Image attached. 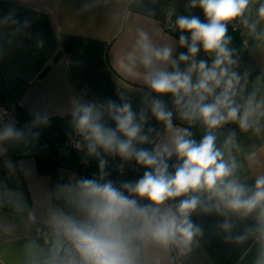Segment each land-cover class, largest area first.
Returning a JSON list of instances; mask_svg holds the SVG:
<instances>
[{"label": "clouds", "instance_id": "9594fccd", "mask_svg": "<svg viewBox=\"0 0 264 264\" xmlns=\"http://www.w3.org/2000/svg\"><path fill=\"white\" fill-rule=\"evenodd\" d=\"M252 2L189 0L188 7L199 8L206 19L177 16L179 46L187 49L178 57L173 46L157 45L147 31H136L134 43L116 64L124 76L141 80L149 90L143 107L137 114L127 101L75 105L76 148L98 160L99 175L58 186L64 207L48 210L44 242H29L26 264H165L173 254L186 257L203 235L192 220L197 213L250 220L241 234L226 239L238 245L252 240L259 245L254 264H264V175L252 184L239 178L234 132L222 147L217 144L218 131L230 123L243 132L262 130L264 95L258 87L244 95L248 73L236 70L228 35L229 24L239 20L249 34L264 39V31L257 32L264 22V2L257 20L250 22L245 14ZM201 51L211 63L197 58ZM165 96L171 98V109ZM149 111L163 125V133L153 127L145 131ZM174 115L188 127L174 125ZM35 119L38 124L48 120L39 114ZM197 125L204 130L199 141L191 131ZM23 136L12 124L0 129V142ZM106 156L134 161L145 169L142 178L117 187L107 178ZM255 158V152L247 157ZM221 227L228 233L234 225L225 219Z\"/></svg>", "mask_w": 264, "mask_h": 264}, {"label": "crops", "instance_id": "0c3cea01", "mask_svg": "<svg viewBox=\"0 0 264 264\" xmlns=\"http://www.w3.org/2000/svg\"><path fill=\"white\" fill-rule=\"evenodd\" d=\"M262 2L253 0L245 14L250 22L257 20ZM188 4L189 0H0V105L16 109L13 119L0 122V129L12 124L24 133L20 140L0 142V264H26L29 242L43 244L48 210L64 207L59 185L99 175L98 160L71 146L78 137L72 126L75 105L127 101L138 114L149 90L141 80L119 72L116 60L134 43L138 29L147 31L157 45L173 46L176 57L186 52L179 38L161 31V19L167 14L197 15L205 21L202 10ZM236 25L233 29L229 24L228 35L238 60L236 70L248 73L244 95L257 87L264 95V39L249 34L239 20ZM261 31L264 22L257 26ZM197 58L211 63L203 51ZM162 99L173 107L170 97ZM37 114L46 116L47 123H36ZM148 116L145 131L153 127L163 133V125L150 111ZM173 124L188 127L176 115ZM191 131L197 141L204 134L198 125ZM229 132L235 133L237 175L252 184L264 175V121L259 134L243 132L235 123L225 125L218 131V146ZM252 152L255 161L247 159ZM127 163L135 166L134 161ZM20 207L25 213L18 211ZM225 219L234 225L231 232L221 227ZM192 220L203 235L186 257L173 254L165 264H254L259 245L226 239L241 234L250 220L214 213H197Z\"/></svg>", "mask_w": 264, "mask_h": 264}, {"label": "built area", "instance_id": "2783aa9c", "mask_svg": "<svg viewBox=\"0 0 264 264\" xmlns=\"http://www.w3.org/2000/svg\"><path fill=\"white\" fill-rule=\"evenodd\" d=\"M173 26L172 17L167 14L161 19V31L167 32ZM231 27L233 29L237 28L236 21L231 23ZM16 114V109L13 105L2 104L0 105V122L13 119ZM79 137L73 139L71 142V146L76 147V143L78 142ZM108 160V179H111L114 184L118 187L122 181H137L142 178L145 169L140 168L138 166H131L128 163H123L118 158L109 157ZM175 161V157L173 158V162ZM123 163V170L121 171V164ZM147 203V201H144ZM18 211L25 213L26 208L20 207Z\"/></svg>", "mask_w": 264, "mask_h": 264}, {"label": "trees", "instance_id": "16d2710c", "mask_svg": "<svg viewBox=\"0 0 264 264\" xmlns=\"http://www.w3.org/2000/svg\"><path fill=\"white\" fill-rule=\"evenodd\" d=\"M170 15V14H169ZM171 17H172V19H173V26L170 28V29H168L167 30V33H169V34H171V35H173V36H175V37H177V38H179V36H180V31L176 28V26H175V20H176V18L177 17H175V16H173V15H170ZM185 35H189V34H187V33H185Z\"/></svg>", "mask_w": 264, "mask_h": 264}]
</instances>
